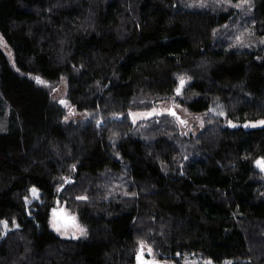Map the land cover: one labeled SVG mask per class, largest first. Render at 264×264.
I'll return each instance as SVG.
<instances>
[{"label":"trees","instance_id":"1","mask_svg":"<svg viewBox=\"0 0 264 264\" xmlns=\"http://www.w3.org/2000/svg\"><path fill=\"white\" fill-rule=\"evenodd\" d=\"M193 1L0 0V220L13 227L0 264H137L141 244L176 264L190 252L264 264V125L227 122L264 117V44L222 36L232 7ZM243 14L256 44L264 0ZM172 95L207 111L198 134L169 112L134 120ZM58 198L86 237L52 228Z\"/></svg>","mask_w":264,"mask_h":264},{"label":"rangeland","instance_id":"2","mask_svg":"<svg viewBox=\"0 0 264 264\" xmlns=\"http://www.w3.org/2000/svg\"><path fill=\"white\" fill-rule=\"evenodd\" d=\"M191 7L196 8H214L216 10H222V7L224 6H230L233 8V11L236 12L234 14V22L231 23L232 26H222V36H232L234 38L235 42H242L243 44L247 45L248 47L252 48L253 45H256V47H259L260 45L264 44V38L259 37L257 39L256 44H252V38L248 39L250 37L249 35L253 34V20L251 17H248L247 14H243L244 10H251L254 4V0H194L193 3H190ZM220 8V9H218ZM226 8V7H225ZM225 10V9H224ZM230 27H241L245 34H247V37H244L243 33H239L238 29H231ZM231 29V30H230ZM2 36L0 35V41L2 42ZM5 47V46H4ZM6 48V47H5ZM7 52H10L9 49H6ZM32 77L35 79V81L40 85H53L55 84V81H51L47 76H45L40 71L32 72ZM178 78L179 82L177 83V89H180L179 95L183 94L186 88V84L190 80V76H187L185 71L183 69H180L178 71ZM57 96L64 97L66 95L68 86H67V80L65 77H63L58 84L57 87ZM194 96V95H193ZM212 107V113L216 117H223L226 115V107L222 104L221 101H214L211 104ZM171 109L172 112H171ZM167 113L169 112L173 118H175L180 126V131L182 134H198L202 125L205 122V118L207 115V111H192L188 108V106L182 104L179 100V97L177 95H172L171 97L161 100L155 107L151 109H145V110H137L134 113V120L138 121L140 119H143L145 117H152L154 115H158L159 113ZM76 115H79L76 113ZM227 122L231 125V127H240L245 126L248 128H253L255 126H261L264 125V117L259 119H249L247 121H237L234 119H229ZM257 166L262 169L264 172V158L261 160V158H258L256 161ZM33 189L35 191H33ZM41 195V192L33 187L32 188V196L28 198V202L32 199L39 198ZM64 202H61V205ZM60 205V204H59ZM58 206V205H56ZM55 206V207H56ZM65 206V205H64ZM63 211L67 214L72 215L73 219L71 220H64L62 216L59 213H54L51 217V226L52 228L61 235L65 236H75V237H86L87 236V227L86 225L79 220V215L77 213L71 212L67 208ZM15 227H20L19 223L15 224ZM13 227H11L6 220H0V230L5 235L8 231L12 230ZM141 246L144 249V257L146 258V261H142L141 263L137 264H176V262L172 259H164L160 258L155 252L154 248L147 244H141ZM141 246H138V249L140 250ZM138 250V251H139ZM179 258L181 259L183 264H234V260L230 258H225L222 261H215L210 257L204 256L199 253H178ZM138 261V259H137Z\"/></svg>","mask_w":264,"mask_h":264},{"label":"water","instance_id":"3","mask_svg":"<svg viewBox=\"0 0 264 264\" xmlns=\"http://www.w3.org/2000/svg\"><path fill=\"white\" fill-rule=\"evenodd\" d=\"M177 90H178V92H180V89L179 88ZM172 110L173 109H171V112H172ZM260 158H261V160H263L264 157H260ZM69 181H70L69 179L66 180V182L60 187V189H59V195H61L63 189L65 188L66 184ZM59 204H60V199L58 198V200H57V205L58 206L55 207L54 212H56L57 209H63L64 208V205H61V204L59 205ZM137 259H138V262L139 263H141L142 261H146V258L144 257V249H143L142 246H141L140 250L137 253Z\"/></svg>","mask_w":264,"mask_h":264},{"label":"flooded vegetation","instance_id":"4","mask_svg":"<svg viewBox=\"0 0 264 264\" xmlns=\"http://www.w3.org/2000/svg\"><path fill=\"white\" fill-rule=\"evenodd\" d=\"M55 213H59L64 220H71L73 219L72 215L67 214L63 211V209H57Z\"/></svg>","mask_w":264,"mask_h":264},{"label":"bare ground","instance_id":"5","mask_svg":"<svg viewBox=\"0 0 264 264\" xmlns=\"http://www.w3.org/2000/svg\"><path fill=\"white\" fill-rule=\"evenodd\" d=\"M210 110H212V107L210 108Z\"/></svg>","mask_w":264,"mask_h":264},{"label":"snow or ice","instance_id":"6","mask_svg":"<svg viewBox=\"0 0 264 264\" xmlns=\"http://www.w3.org/2000/svg\"><path fill=\"white\" fill-rule=\"evenodd\" d=\"M33 191H35V190L33 189Z\"/></svg>","mask_w":264,"mask_h":264}]
</instances>
